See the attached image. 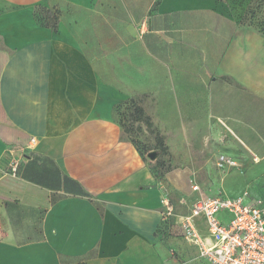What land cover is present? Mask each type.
<instances>
[{
  "label": "crops",
  "instance_id": "1",
  "mask_svg": "<svg viewBox=\"0 0 264 264\" xmlns=\"http://www.w3.org/2000/svg\"><path fill=\"white\" fill-rule=\"evenodd\" d=\"M140 98L170 158L200 132L211 158H264V33L218 0H0V264L208 261L163 217L193 172L157 175L114 116ZM226 175L205 197L264 208V184L232 194Z\"/></svg>",
  "mask_w": 264,
  "mask_h": 264
},
{
  "label": "rangeland",
  "instance_id": "2",
  "mask_svg": "<svg viewBox=\"0 0 264 264\" xmlns=\"http://www.w3.org/2000/svg\"><path fill=\"white\" fill-rule=\"evenodd\" d=\"M226 7L227 11L233 16L240 19L248 26H252L264 31V0H220ZM139 103L140 99H133ZM134 107L131 101L126 102L120 108L115 107L114 116L123 125L129 136L135 143L138 150L144 154L145 159L150 162L153 172L164 177L169 174L184 170L193 172V180L197 182L201 190L192 196H188L182 190L181 185L175 184V191L171 192V202L175 206L177 215L189 213L193 202L197 198L215 194L221 189L213 191L214 187H221L223 177L226 175L223 184L229 190V193H236L248 187L252 190L256 185L264 184V158H257L250 151L244 158H232L237 160L238 167H220L219 158H211V150L205 147L203 149L202 138L205 134L200 132V137H192L189 141V149L192 150L195 158H170L171 152L166 143L165 137L161 140L157 138V132L149 130L144 122L135 121L133 114ZM145 125V126H144ZM199 134V132H198ZM209 135V134H207ZM209 139L208 137H205ZM203 139V140H204ZM211 143V136H210ZM205 142V141H204ZM166 145V146H165ZM156 151L157 156L152 159L148 156L149 152ZM210 157V158H209ZM229 173V174H228ZM170 183L173 179L169 178ZM176 182V180H175ZM223 193V192H222ZM196 250V249H193ZM200 258H205L200 256ZM207 259V258H205ZM208 260V259H207ZM203 264H212L210 260Z\"/></svg>",
  "mask_w": 264,
  "mask_h": 264
},
{
  "label": "built area",
  "instance_id": "3",
  "mask_svg": "<svg viewBox=\"0 0 264 264\" xmlns=\"http://www.w3.org/2000/svg\"><path fill=\"white\" fill-rule=\"evenodd\" d=\"M218 165L232 167L238 163L221 155ZM17 166L16 163L14 172ZM193 188L197 190L198 186ZM248 196L249 191L245 190L236 197L222 192L214 197H201L189 213L179 215L166 196L163 217L174 220L180 235L197 246L200 255L212 264H264V208L257 202L247 201ZM200 221L206 227V234L200 229Z\"/></svg>",
  "mask_w": 264,
  "mask_h": 264
},
{
  "label": "trees",
  "instance_id": "4",
  "mask_svg": "<svg viewBox=\"0 0 264 264\" xmlns=\"http://www.w3.org/2000/svg\"><path fill=\"white\" fill-rule=\"evenodd\" d=\"M218 1L221 2L220 0H218ZM34 16H35V19H36L37 23H39L41 26L49 27L53 31H58L59 23H60V11L59 10H53V9L47 8L45 6H37L35 8V11H34ZM259 30L262 33H264L263 30H261V29H259ZM131 102H132L133 107H134L133 114L135 116V118H134L135 121L144 122L145 125H147V127L151 131H153V129H154L157 132V134H158L157 135L158 140H161L163 138V136L161 135V133L157 129H155L153 127V124L151 122V118L148 115H146L144 108L139 103H137L135 100H131ZM120 107L121 106H117V108H120ZM124 131L128 134L127 131H131V130L130 129H124ZM131 141L134 143V141L132 139H131ZM139 152L141 153L140 150H139ZM141 154L144 155L143 153H141ZM164 220L167 221V222L171 221V219L167 218V217H164ZM171 226H172V224L170 225V227Z\"/></svg>",
  "mask_w": 264,
  "mask_h": 264
},
{
  "label": "water",
  "instance_id": "5",
  "mask_svg": "<svg viewBox=\"0 0 264 264\" xmlns=\"http://www.w3.org/2000/svg\"><path fill=\"white\" fill-rule=\"evenodd\" d=\"M148 156L152 159H154L157 156V152L156 151H151L149 152Z\"/></svg>",
  "mask_w": 264,
  "mask_h": 264
}]
</instances>
